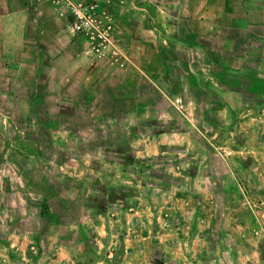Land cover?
<instances>
[{
  "label": "rangeland",
  "instance_id": "374dc122",
  "mask_svg": "<svg viewBox=\"0 0 264 264\" xmlns=\"http://www.w3.org/2000/svg\"><path fill=\"white\" fill-rule=\"evenodd\" d=\"M263 8L264 0H98L92 16L111 24L114 37L100 56L72 30L62 0H0V154L8 137L25 135L43 152L38 161L12 158L14 166L0 159V180L18 169L32 202L43 201L39 212L53 204L64 229L89 220L81 233L90 251L92 220L116 218L150 193L191 212L182 224L208 240L195 263L264 264ZM7 12L17 30L3 38ZM43 21L70 41L51 43ZM235 73L245 75L228 78ZM4 197L0 189L3 204L21 214L12 205L18 196ZM1 220L0 210L5 235ZM14 227L43 237L52 229L42 218ZM122 249H109L110 264Z\"/></svg>",
  "mask_w": 264,
  "mask_h": 264
},
{
  "label": "crops",
  "instance_id": "0c3cea01",
  "mask_svg": "<svg viewBox=\"0 0 264 264\" xmlns=\"http://www.w3.org/2000/svg\"><path fill=\"white\" fill-rule=\"evenodd\" d=\"M246 7L247 3L245 4V10ZM262 11H264V8ZM228 13L236 14L235 9L232 10L231 7ZM249 13H252L251 9ZM13 15V12H7L4 16L3 38L9 30H17L9 22V17ZM235 20L233 19V27L237 26ZM50 24L42 22V27L46 25L43 30L51 32L49 35L51 43L61 45L63 42L68 43L70 41L71 36L66 29L62 28L59 24L51 26ZM6 68L9 69L8 66ZM238 75L239 77H244L245 74L235 73L234 75H229L228 78ZM212 78H214L213 75ZM223 88L225 87L220 86V90H224ZM24 106L25 104H22L20 109ZM12 138V136L8 137L6 150L1 151L0 154V159H4L11 166H14L10 160L12 158L23 159L27 163V161L33 159L38 161L43 156V152L39 148L35 149L38 147L37 144H41L38 138L34 136L26 137V135L18 139ZM15 142L18 143V147L13 150L12 147H14ZM236 152L240 153L241 149H237ZM220 155L225 159L223 154L220 153ZM250 155V157H246L248 159H255L253 154ZM262 161L264 162V159ZM250 163L252 164L251 159ZM253 166L254 164L251 166L252 169ZM33 168L35 170V167ZM33 168H31L32 171ZM15 174L16 177H4L3 183L0 180V189L3 195L5 197L8 194L18 196L15 197V202H11L12 205L16 204L21 209V214L14 216L8 208L10 207V203L6 204L7 200L5 199L6 201L3 204L0 199V210L4 212V220L1 221H4L6 227H8L5 235L0 233V264L3 261V264H40L43 259V264H110L108 251L111 247L115 248L118 243H121L123 248L121 260H119L118 264H158L156 260L157 255L167 260L165 261L167 263L164 264H197L194 262V259L196 261L200 260L204 249L208 247V240L202 234H192L187 228V223L182 224V221L185 222L190 219V211L183 209V212H178L174 206L166 208L167 205L152 201L151 195L148 193L140 201H135L131 208L120 213L116 218L101 216L96 217L97 220H92L94 228L91 231L95 243L93 251H90L91 244L81 233V225H86L89 220H83V222L82 220H72L67 225V229L62 228L65 225L60 224L63 222L59 219V216H56L59 213L53 209V204L47 206L46 211L49 212L48 214L44 211L39 212L38 207L43 202L42 199L33 203L29 197L33 188H25L26 181L23 180L24 175L18 172V169ZM40 177L41 175H38L35 171L30 176L32 181H37ZM262 185L260 187H263ZM199 188L200 190H197L198 193L202 191V185ZM199 197H197L198 203L203 205V199L202 197L199 199ZM172 198L178 200L176 197ZM184 202L189 204L191 199H184ZM34 209L37 217L32 214L27 216ZM168 215L177 217V220L171 221ZM31 218L46 219L52 228L47 233L48 235L43 237L37 230L22 233L14 227L15 223L18 225L25 224ZM175 224L176 226L179 224L178 230L174 229ZM116 227H121L122 232L121 234L117 233L115 238L119 239V241L117 240L114 244L113 230ZM62 231H65L66 234ZM40 236L41 240L39 241Z\"/></svg>",
  "mask_w": 264,
  "mask_h": 264
},
{
  "label": "built area",
  "instance_id": "2783aa9c",
  "mask_svg": "<svg viewBox=\"0 0 264 264\" xmlns=\"http://www.w3.org/2000/svg\"><path fill=\"white\" fill-rule=\"evenodd\" d=\"M68 5L75 18L72 30L84 34L91 50L97 55H105L114 47L112 25L101 18L93 17L96 14L98 0H62Z\"/></svg>",
  "mask_w": 264,
  "mask_h": 264
}]
</instances>
